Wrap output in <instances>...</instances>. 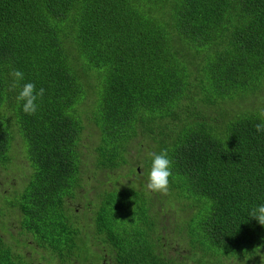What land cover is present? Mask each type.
I'll return each mask as SVG.
<instances>
[{
	"label": "trees",
	"instance_id": "trees-1",
	"mask_svg": "<svg viewBox=\"0 0 264 264\" xmlns=\"http://www.w3.org/2000/svg\"><path fill=\"white\" fill-rule=\"evenodd\" d=\"M262 121L264 0H0V264H260Z\"/></svg>",
	"mask_w": 264,
	"mask_h": 264
},
{
	"label": "clouds",
	"instance_id": "clouds-1",
	"mask_svg": "<svg viewBox=\"0 0 264 264\" xmlns=\"http://www.w3.org/2000/svg\"><path fill=\"white\" fill-rule=\"evenodd\" d=\"M15 80L18 82L24 78V74L19 70H14L12 72ZM17 84L14 83L13 87ZM45 93L44 88L36 90V86L32 82L25 83L20 90L17 100L23 102V111L29 115H33L37 112L38 98H42ZM257 132H264V121L255 125ZM151 156V166L148 173V180L146 188L150 192L167 194L169 191V178L172 176L171 164L172 161L169 159L166 150H162L160 153H150ZM249 216L254 218L260 225L264 226V204L255 206L249 212ZM260 256V264H264V255L258 254ZM251 257H246L243 264H247L248 259ZM235 264H241V261L237 258Z\"/></svg>",
	"mask_w": 264,
	"mask_h": 264
},
{
	"label": "rangeland",
	"instance_id": "rangeland-1",
	"mask_svg": "<svg viewBox=\"0 0 264 264\" xmlns=\"http://www.w3.org/2000/svg\"><path fill=\"white\" fill-rule=\"evenodd\" d=\"M0 198H2V197H4V195L3 194H5V192H7L8 190H9V188H11L9 185H8V189L6 190V185L4 184V182L2 181V176L3 177H5V174H4V171L0 168ZM10 175H12V173L10 174ZM9 175V176H10ZM92 184V183H91ZM90 184V185H91ZM89 185V186H90ZM89 186H88V188H89ZM6 190V191H5ZM4 192V193H3ZM91 193V192H90ZM78 201H79V203L80 202H82V203H84L86 206H87V208H89L90 206H89V198L88 197H83V198H78Z\"/></svg>",
	"mask_w": 264,
	"mask_h": 264
}]
</instances>
